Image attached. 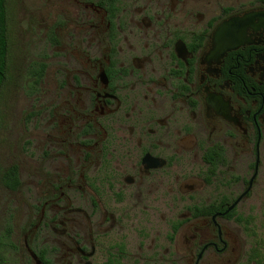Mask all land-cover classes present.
Returning <instances> with one entry per match:
<instances>
[{"label": "flooded vegetation", "instance_id": "af4514ba", "mask_svg": "<svg viewBox=\"0 0 264 264\" xmlns=\"http://www.w3.org/2000/svg\"><path fill=\"white\" fill-rule=\"evenodd\" d=\"M18 4L36 106L2 182L27 196L23 262L260 264L264 0Z\"/></svg>", "mask_w": 264, "mask_h": 264}, {"label": "rangeland", "instance_id": "374dc122", "mask_svg": "<svg viewBox=\"0 0 264 264\" xmlns=\"http://www.w3.org/2000/svg\"><path fill=\"white\" fill-rule=\"evenodd\" d=\"M18 1L11 0L13 14L9 19L10 70L0 99V238L4 246L2 255L5 264H25L20 252L23 234L16 242L7 236V230L10 228L15 232L20 230L21 212L27 196L18 192H8L3 186L2 177L6 167L22 157L23 140L27 136L30 137L34 123L28 115L32 106L33 108L36 106L26 89L25 78V64L31 59L34 51L31 45L37 41L36 36L33 35L36 31L25 24L28 40L22 39L21 34L24 33V28L20 21L21 12ZM25 165L28 164L25 163ZM262 198L263 204L260 210L247 211L254 218L253 230L255 231V236L250 235L248 238V249L257 247L260 262L264 264V188ZM158 225L160 226L159 223ZM13 244L16 245L15 248L11 246ZM151 264L166 263H161L156 258Z\"/></svg>", "mask_w": 264, "mask_h": 264}, {"label": "trees", "instance_id": "16d2710c", "mask_svg": "<svg viewBox=\"0 0 264 264\" xmlns=\"http://www.w3.org/2000/svg\"><path fill=\"white\" fill-rule=\"evenodd\" d=\"M8 0H0V99L4 86L9 78L10 68V38L8 28ZM2 241L0 238V264H5L4 257L2 255ZM252 259L258 255V249H252ZM260 264H262L260 262Z\"/></svg>", "mask_w": 264, "mask_h": 264}]
</instances>
